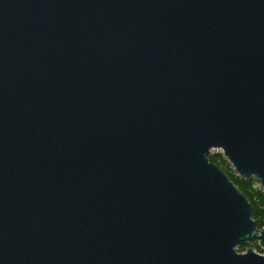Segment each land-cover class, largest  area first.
<instances>
[{
	"label": "water",
	"instance_id": "95a60500",
	"mask_svg": "<svg viewBox=\"0 0 264 264\" xmlns=\"http://www.w3.org/2000/svg\"><path fill=\"white\" fill-rule=\"evenodd\" d=\"M211 149L264 189V0H0V264H264Z\"/></svg>",
	"mask_w": 264,
	"mask_h": 264
},
{
	"label": "trees",
	"instance_id": "16d2710c",
	"mask_svg": "<svg viewBox=\"0 0 264 264\" xmlns=\"http://www.w3.org/2000/svg\"><path fill=\"white\" fill-rule=\"evenodd\" d=\"M208 160L218 165L227 174L228 178L238 188V190H240V192H242L247 200L252 204L253 217L257 220L258 227L260 228L263 225L262 218L264 216L263 190L259 187H253L252 180H245L237 177L220 154H209Z\"/></svg>",
	"mask_w": 264,
	"mask_h": 264
},
{
	"label": "rangeland",
	"instance_id": "374dc122",
	"mask_svg": "<svg viewBox=\"0 0 264 264\" xmlns=\"http://www.w3.org/2000/svg\"><path fill=\"white\" fill-rule=\"evenodd\" d=\"M220 154L221 155V152L218 150V149H211L210 150V154ZM221 157L225 160V158L221 155ZM226 161V160H225ZM226 163L228 164V162L226 161ZM228 166H229V164H228ZM230 167V166H229ZM231 168V167H230ZM232 170V169H231ZM232 172H233V170H232ZM234 173V172H233ZM254 181L252 180V185L254 184L253 183ZM244 247L245 246H243V247H238V248H236L237 249V251H243L244 250ZM249 247L253 250V251H255V252H257V253H262L263 252V250L261 249V248H259L258 246H257V244H256V242H252L250 245H249Z\"/></svg>",
	"mask_w": 264,
	"mask_h": 264
},
{
	"label": "built area",
	"instance_id": "2783aa9c",
	"mask_svg": "<svg viewBox=\"0 0 264 264\" xmlns=\"http://www.w3.org/2000/svg\"><path fill=\"white\" fill-rule=\"evenodd\" d=\"M253 187H259V188H261L262 190H263V192H264V189L259 185V183L258 182H254V184L252 185Z\"/></svg>",
	"mask_w": 264,
	"mask_h": 264
}]
</instances>
